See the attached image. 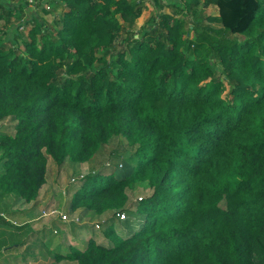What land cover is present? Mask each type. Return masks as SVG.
<instances>
[{"label": "trees", "instance_id": "obj_1", "mask_svg": "<svg viewBox=\"0 0 264 264\" xmlns=\"http://www.w3.org/2000/svg\"><path fill=\"white\" fill-rule=\"evenodd\" d=\"M39 1L63 7L43 10L52 26L23 22L25 0H0V200L36 203L48 160L87 163L113 138L129 153L122 173L82 175L65 192L71 216L111 211L126 223L116 212L127 190L147 183L151 194L125 210L137 230L108 228L105 242L88 235L76 247L50 250L56 229L3 213L0 229L27 230L11 247L39 236L24 259L44 249L54 263L264 264V0ZM147 3L153 13L135 31Z\"/></svg>", "mask_w": 264, "mask_h": 264}, {"label": "rangeland", "instance_id": "obj_2", "mask_svg": "<svg viewBox=\"0 0 264 264\" xmlns=\"http://www.w3.org/2000/svg\"><path fill=\"white\" fill-rule=\"evenodd\" d=\"M165 2L169 3L168 0ZM48 3L47 2H40L39 0H35V3L29 7V9L26 10V17L23 20L25 22L28 19L34 18L35 21L38 23L42 22L44 24H48L50 26L53 25L52 22V14H46L44 13V9L47 8ZM52 7H55V14L58 16L59 14H62L63 7L52 5L49 6V9L52 10ZM200 8L202 9L203 15L205 17H215L216 11L213 7H202V4L200 5ZM153 7L151 3H147V8L143 10L142 16L137 20L136 26L134 28L135 31L139 30L140 27L145 24V22L148 20L151 13H153ZM161 12L164 13H172L171 9L164 8L161 10ZM13 20L11 19V22ZM208 21V20H207ZM209 22L213 27L217 28L219 25L215 22ZM3 22H0V25H2ZM24 34H27L29 31V26L24 27ZM137 37V36H136ZM191 38H193V34H191ZM240 40H243V37H239ZM189 55L191 57H197L199 55L200 57H205L203 52H196L193 50L189 51ZM2 129L9 132L10 130V122L5 121L3 122ZM119 138H113L109 145L106 147L105 150L101 151L99 154H96L91 160H89L87 163L84 164H66L62 168H58L52 160L47 161V168H46V175H45V184L41 187L38 198L36 200V203H24L21 202L18 204V201H14L13 196H7L4 197V199L0 200V216L3 213H8L18 211L23 213L22 217H16L17 223H24L27 222L32 231H40V230H51V225L53 222L55 223V229L57 230L58 234H52V231L47 235L44 242H46L47 246L53 241L56 242L54 245L50 246L51 248H55L56 244H60V246H63L64 248H68L71 245L73 247L80 245V241H78L80 238H86L89 236H94L96 241L98 243L105 242L101 231L112 228L114 233L118 236H125L129 233H132V231L137 230L139 223L134 220V217H128V214L125 210L131 209V211H134L136 202H139V199H144L145 197H148L151 194V189L147 185V183H139L133 187L132 190H127V196H128V204L125 210L122 209L126 214V219L128 218V222H120L118 219L113 218L112 212L109 211L103 215H100L97 219L92 218L91 216H85L84 218L81 216L82 221L81 224H84V226H74L71 223H62L59 220H56V215L51 216H42V212H49L52 211V209H60L62 214H69V208L65 206V203L69 197V195L65 194L67 189L72 188V191L76 189L79 186L80 180L79 177L83 176H89L92 172H115V173H122L123 169L117 168L123 160L128 158L129 153L125 152L121 148L118 147ZM109 164V166L107 165ZM86 177V178H87ZM77 181L72 182L73 179H76ZM64 192V194H63ZM68 192V191H67ZM69 193V192H68ZM1 199V198H0ZM58 209V210H59ZM59 211V212H60ZM94 214V213H93ZM134 215V214H133ZM132 215V216H133ZM5 216V215H3ZM6 217V216H5ZM8 217V216H7ZM12 217V216H11ZM10 218V217H9ZM110 218L109 224H105L104 221ZM56 220V221H54ZM98 225L101 229H95L94 225ZM87 228V233L81 234V230L83 228ZM53 228V227H52ZM89 228V230H88ZM63 232V233H62ZM27 230L24 229L22 232L18 231H9L8 230H2L0 229V238H6L8 241H6V246L2 248H12V250H7L3 253V258H5L7 255V252H9L8 256H10V260L8 259L7 263L6 261L2 264H49L52 262L53 264H75L70 262H60V263H54L53 259L49 257L48 253H45L44 249L41 253L36 251L35 253H32L33 255H36V260H26L24 259L25 256L23 252L25 253V247L30 245V242L34 241V245H39V236H34L33 239H30L29 244L24 246L22 249H19V247L12 246V243L18 244L19 241L22 240V238L26 235ZM23 235V236H22ZM82 235V236H81ZM70 236V237H68ZM88 236V237H89ZM75 237V240L73 239ZM48 238V239H47ZM88 239V238H87ZM11 243V244H10ZM47 249V248H46ZM15 258H18V260H14ZM10 261V262H9Z\"/></svg>", "mask_w": 264, "mask_h": 264}, {"label": "built area", "instance_id": "obj_3", "mask_svg": "<svg viewBox=\"0 0 264 264\" xmlns=\"http://www.w3.org/2000/svg\"><path fill=\"white\" fill-rule=\"evenodd\" d=\"M25 1H26V3L28 5H33L35 3V0H25ZM81 178H82V176L79 177V179H81ZM75 181H77V178L73 179L72 182H75ZM59 211L60 210H58V209H52V211H49V212H44L43 211L41 217H44L45 215L46 216L56 215L55 219L59 220L62 223H70V222L74 221L75 223L80 224L81 219L78 218L77 216L76 217H72L69 214H67V215L66 214H62L61 211L60 212ZM116 217L119 218L120 220H124L126 218V215H125L124 212L123 213L116 212ZM95 228L98 229L99 228L98 225H95Z\"/></svg>", "mask_w": 264, "mask_h": 264}, {"label": "crops", "instance_id": "obj_4", "mask_svg": "<svg viewBox=\"0 0 264 264\" xmlns=\"http://www.w3.org/2000/svg\"><path fill=\"white\" fill-rule=\"evenodd\" d=\"M75 214L82 215L83 218H84L85 216H88V217L91 216V214L85 213L84 211H82V212H78V211H77ZM94 218L97 219L98 217H93V219H94ZM54 221H56V220H54ZM54 224H55V223L53 222V224L51 225V226L53 227V228L51 227L52 229H55ZM85 228H86V227H85ZM88 229H89V228H88ZM84 231H85V230H84ZM86 231H87V228H86ZM62 233H63V232H62ZM68 237H70V236H68ZM73 239L75 240V237H73ZM80 239H81V238L79 237L78 241H80ZM51 249H52V248H51ZM49 264H53V263L50 262Z\"/></svg>", "mask_w": 264, "mask_h": 264}]
</instances>
